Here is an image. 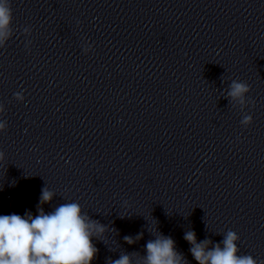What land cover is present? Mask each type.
I'll list each match as a JSON object with an SVG mask.
<instances>
[{
	"label": "clouds",
	"instance_id": "9594fccd",
	"mask_svg": "<svg viewBox=\"0 0 264 264\" xmlns=\"http://www.w3.org/2000/svg\"><path fill=\"white\" fill-rule=\"evenodd\" d=\"M12 25L11 0H0V49L12 38ZM23 32L30 35L31 28L25 27ZM90 50V45L84 47L85 53ZM249 92L250 85L234 79L224 98L243 110L254 103L247 97ZM14 98L20 102L25 99L21 92L14 93ZM4 111V105L0 104V113ZM252 122L253 117L247 114L240 121L245 128ZM6 128V121H0V131ZM4 159L5 154L0 151V161ZM54 196L46 186L42 188L35 216L30 211L23 216L0 215V264H92L98 253L93 238L100 240L107 226L90 218L78 202L62 203L46 213L43 205L51 203ZM222 235L219 243L209 238L197 242L193 230L186 231L183 238L190 245L189 251L197 264H264V260H257L250 254H239L240 237L236 232L228 230ZM142 237L143 233L135 238L125 236L124 241L132 245ZM145 251V255L122 253L118 259H109L108 264H189L183 253L176 250L175 241L162 233L147 241Z\"/></svg>",
	"mask_w": 264,
	"mask_h": 264
}]
</instances>
